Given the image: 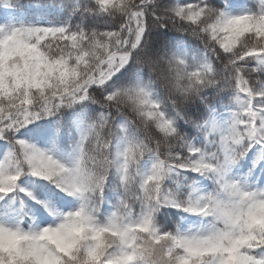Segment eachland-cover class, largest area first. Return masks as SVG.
Instances as JSON below:
<instances>
[{
	"label": "snow or ice",
	"instance_id": "1",
	"mask_svg": "<svg viewBox=\"0 0 264 264\" xmlns=\"http://www.w3.org/2000/svg\"><path fill=\"white\" fill-rule=\"evenodd\" d=\"M0 264H264V0H0Z\"/></svg>",
	"mask_w": 264,
	"mask_h": 264
}]
</instances>
